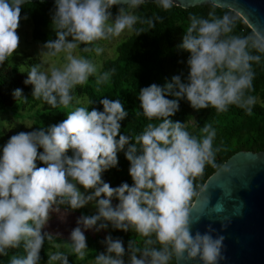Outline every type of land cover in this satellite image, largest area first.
<instances>
[{"label": "clouds", "instance_id": "obj_1", "mask_svg": "<svg viewBox=\"0 0 264 264\" xmlns=\"http://www.w3.org/2000/svg\"><path fill=\"white\" fill-rule=\"evenodd\" d=\"M174 2L153 0L164 10ZM144 3L54 0L50 27L55 39L46 40L41 52L48 57L62 54L63 63L46 68L42 61L28 65L23 82L32 85L31 96L53 108L68 106L72 90L90 76L97 86L107 83L115 70L101 71L100 62L77 54V50L100 56L105 52L100 42L111 41L125 31L136 35L145 32L136 28L138 23L148 25V29L155 27L161 17L136 15L135 10ZM21 4L22 0H11V5L0 0V63L18 47L15 30ZM209 4L206 17L189 16L178 45L189 53L187 75L183 79L173 75L162 86L151 83L138 90L142 114L159 123H147L134 138L124 134L120 121L127 110L120 99L104 96L99 100L102 110L74 107L59 123L18 132L0 146V255L7 254L9 248H22L24 253L14 254L9 264H40L44 241L54 235L42 231L50 215L58 213L63 218L67 211L85 205H92L94 214L77 217L66 240L68 251L56 245L58 250L47 255V264H69L72 254L83 259L88 247L82 229L98 232L109 227L133 230L144 240L138 246L129 239L125 248L122 239L105 235L101 241L104 251L90 264H168L173 257L219 264L224 259V236L214 235L216 229L211 225L203 233H193L189 219L193 197L205 190L203 185L197 192L193 182L205 165L228 171L215 163V152L219 151L213 148L216 130L205 124L197 138L186 130L184 122L170 117L179 110L181 99L195 110L212 107L224 112L229 105H236L250 115L257 97L248 93L255 76L253 64H260L264 56V27L235 34L238 15L225 12L218 16L215 9L221 5L219 0H209ZM113 5H121L114 19L110 11ZM12 94L16 99L22 97L19 88ZM121 151L129 161L132 183L122 181L113 187L102 179V173L117 166ZM37 161L42 166L38 167ZM113 198L118 201L115 205Z\"/></svg>", "mask_w": 264, "mask_h": 264}, {"label": "trees", "instance_id": "obj_2", "mask_svg": "<svg viewBox=\"0 0 264 264\" xmlns=\"http://www.w3.org/2000/svg\"><path fill=\"white\" fill-rule=\"evenodd\" d=\"M121 5L111 6L112 18L118 12ZM211 10L210 4L194 5L187 8L176 4L167 10L157 6L153 2H145L136 10V15L140 17L159 16L160 19L155 23V27L148 29L146 24H137V29H143L136 35L131 32L124 36L115 45V54L112 57L103 58L101 61V71L114 69L107 83L99 86L95 83V78L90 76L83 85H77L72 90L73 100L68 106L57 105L53 108L42 99L31 96L32 85L24 84L27 73L19 71L18 65H11L6 59L0 63V107L9 113V120L12 117L21 120L28 119L32 123L30 131L37 128H47L66 118V114L74 107L86 106L91 110L92 107L102 110L99 100L104 96L109 99H120L123 107L127 110V116L120 121L121 132L131 137L139 134L147 123H159V120L149 121L139 109L138 90L151 83L163 85L165 80H170L173 75H180L183 79L187 75L186 59L189 53L178 47L184 31L189 25V16L197 15L206 17ZM54 11V2L47 1H28L21 4L19 24L29 22L31 26V36L34 40L42 44L48 39H55V33L50 27L51 15ZM216 15L222 16L225 12L238 15L231 9L217 7ZM235 34H247L251 28L238 15ZM78 52L90 58L89 53ZM31 58H34L31 57ZM255 76L253 78L252 90L248 93L257 97L256 104L252 107L249 115L236 105H229L224 112H217L215 108L209 107L195 110L190 107L185 99L179 100V110L170 117L173 121L184 122L186 130L199 138L201 128L205 124H211L216 130L213 140V148H219L215 152V163L221 165L232 154L239 150L259 151L264 150V56L260 64H253ZM21 89L20 98L13 97L14 89ZM172 98V97H167ZM93 101V104H89ZM140 112L138 115L137 113ZM6 128L0 124V146L8 140ZM118 138V137H117ZM131 142V141H130ZM127 147V146H126ZM42 149L38 148V152ZM71 155V151H68ZM118 164L102 173V179L110 186H117L122 181L132 183L128 175L129 161L124 157L123 151L117 153ZM37 166H42L37 161ZM216 170L210 164H206L202 175L194 179V188L198 192L206 179ZM195 196L193 197L194 200ZM192 200V201H193ZM118 201L113 198L112 204ZM63 207V206H62ZM78 214H88L85 207L72 210ZM42 231H45L44 228ZM110 234L113 238L122 239L125 248L129 239L133 240L138 246L142 244L144 237L135 231L125 232L122 230L102 229L94 236L87 235L86 244L91 255L95 256L98 252L104 251L101 243L105 235ZM61 241L59 237L53 235L51 240L47 238L40 250V264H47V255L51 253L55 245ZM159 247V245H156ZM23 255L22 248H9L7 254L0 255V264H9L11 257ZM124 257H127V253ZM168 264H176L175 257L169 260Z\"/></svg>", "mask_w": 264, "mask_h": 264}, {"label": "water", "instance_id": "obj_3", "mask_svg": "<svg viewBox=\"0 0 264 264\" xmlns=\"http://www.w3.org/2000/svg\"><path fill=\"white\" fill-rule=\"evenodd\" d=\"M28 1L54 0H22ZM153 2V0H145ZM236 12L249 28L264 27V0H219ZM11 5V0H8ZM187 8L209 4V0H175ZM204 182L205 190L195 196L189 211L190 230L203 233L207 225L224 236L219 264H264V150H239ZM202 185V186H203ZM200 191V190H199ZM198 191V192H199ZM222 210H219V205ZM225 223L226 227H221ZM176 264H201L199 258H175Z\"/></svg>", "mask_w": 264, "mask_h": 264}, {"label": "rangeland", "instance_id": "obj_4", "mask_svg": "<svg viewBox=\"0 0 264 264\" xmlns=\"http://www.w3.org/2000/svg\"><path fill=\"white\" fill-rule=\"evenodd\" d=\"M19 36V43L18 47L13 51V54L7 58L8 63L11 65H18L19 71L22 73H27L26 68L28 65L40 63L41 61L44 62L45 68L49 66L50 64H61L63 63V55H59L57 57H48L46 54L42 51V43L40 41L34 40L31 36V26L29 22H22L18 24L17 29L15 30ZM129 32L125 31L123 32L119 37L111 40V41H102V43L105 47V52L101 54L100 56H96L95 53H89L90 59H93L94 61L100 62L103 58L112 57L115 54V45L120 41L124 36L128 35ZM67 39H71V37H68ZM77 54L83 55L78 52ZM34 58H31L33 57ZM9 113L5 112V109H1L0 107V124L1 127L6 128L7 132L6 135L9 138L13 134H16L18 132L24 131L29 132L32 123L28 119L21 120L19 117L14 118L12 117L11 120H9L10 116ZM79 187V186H78ZM81 191H84V189L81 187ZM88 191H91L89 189ZM88 210V214H94L95 208L92 205H85L84 206ZM64 212V208H61V213ZM81 214H78L74 211H67L66 214L63 215V218H61V214L58 213H52L50 215V219L48 220V223L44 227V230L54 234V236L59 237L61 241L56 245H61V248L59 250L67 252V244L66 241L68 239L69 233L73 227L76 226V219ZM85 236L90 235L94 236L102 231V229L98 232H95L91 229L84 230ZM55 234H59L55 235ZM55 245V246H56ZM58 250L56 247L51 251L54 252ZM86 255L83 259L78 258L76 255L72 254L68 256L69 264H90V262L94 259L95 256L91 255V251L88 249L85 250ZM125 260H127V257H124Z\"/></svg>", "mask_w": 264, "mask_h": 264}]
</instances>
